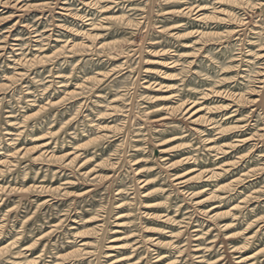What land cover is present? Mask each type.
<instances>
[{"label":"rangeland","instance_id":"rangeland-1","mask_svg":"<svg viewBox=\"0 0 264 264\" xmlns=\"http://www.w3.org/2000/svg\"><path fill=\"white\" fill-rule=\"evenodd\" d=\"M0 264H264V0H0Z\"/></svg>","mask_w":264,"mask_h":264},{"label":"bare ground","instance_id":"bare-ground-1","mask_svg":"<svg viewBox=\"0 0 264 264\" xmlns=\"http://www.w3.org/2000/svg\"><path fill=\"white\" fill-rule=\"evenodd\" d=\"M215 93V92H214ZM217 95V94H216Z\"/></svg>","mask_w":264,"mask_h":264}]
</instances>
